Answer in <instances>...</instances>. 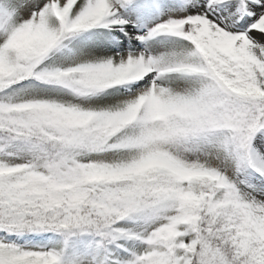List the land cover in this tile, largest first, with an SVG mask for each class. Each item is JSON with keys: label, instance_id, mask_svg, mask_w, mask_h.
Returning a JSON list of instances; mask_svg holds the SVG:
<instances>
[{"label": "snow or ice", "instance_id": "snow-or-ice-1", "mask_svg": "<svg viewBox=\"0 0 264 264\" xmlns=\"http://www.w3.org/2000/svg\"><path fill=\"white\" fill-rule=\"evenodd\" d=\"M0 264H264V0H0Z\"/></svg>", "mask_w": 264, "mask_h": 264}]
</instances>
